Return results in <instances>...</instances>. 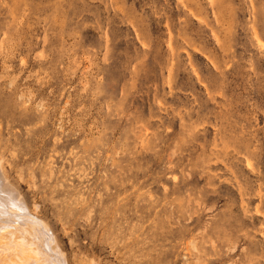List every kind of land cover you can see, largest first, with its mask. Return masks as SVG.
<instances>
[{"label":"rangeland","instance_id":"1","mask_svg":"<svg viewBox=\"0 0 264 264\" xmlns=\"http://www.w3.org/2000/svg\"><path fill=\"white\" fill-rule=\"evenodd\" d=\"M1 161L68 264H264V0H0Z\"/></svg>","mask_w":264,"mask_h":264},{"label":"bare ground","instance_id":"2","mask_svg":"<svg viewBox=\"0 0 264 264\" xmlns=\"http://www.w3.org/2000/svg\"><path fill=\"white\" fill-rule=\"evenodd\" d=\"M1 166L4 165H0V264H68L48 224L29 208Z\"/></svg>","mask_w":264,"mask_h":264}]
</instances>
